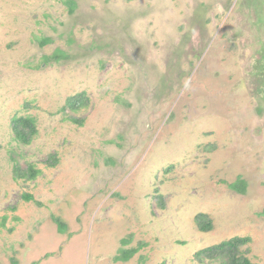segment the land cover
<instances>
[{"label":"rangeland","instance_id":"374dc122","mask_svg":"<svg viewBox=\"0 0 264 264\" xmlns=\"http://www.w3.org/2000/svg\"><path fill=\"white\" fill-rule=\"evenodd\" d=\"M234 237L264 264V0H0V264H224Z\"/></svg>","mask_w":264,"mask_h":264},{"label":"trees","instance_id":"16d2710c","mask_svg":"<svg viewBox=\"0 0 264 264\" xmlns=\"http://www.w3.org/2000/svg\"><path fill=\"white\" fill-rule=\"evenodd\" d=\"M70 4H72V1H68ZM43 46V45H42ZM60 54V51H56L52 56L55 58H58ZM62 57V56H61ZM60 57V58H61ZM64 58V56L62 57ZM261 70V69H260ZM83 96L78 95L76 98L69 99V103L72 104L75 108L80 107L81 103L83 102ZM76 108V109H78ZM11 129H12V134L13 138L16 142L22 145H27L30 143L31 139L33 136L36 134V125H35V119L33 117H15L11 121ZM51 159L54 161L53 156ZM52 163H49V165H53ZM14 173H15V178L17 179H24V180H29V179H34L37 174H39V171L37 172L33 168L27 169V170H19L18 168H14ZM231 189L234 191L244 194L245 193V182L241 179H238L234 184H231L229 186ZM25 200H30L32 199V196H23ZM207 217L203 214H200L197 216L196 220L198 224H200V229L202 231H209L211 229V225L209 221H205ZM58 226H59V232L62 233L64 227V224L58 220L57 221ZM249 242V238L247 237H234L229 240H226L222 243H220L217 246H214L213 249H209L207 252L208 254H215L216 252H222V253H228L229 255V261L225 262L224 264H251L250 261L245 258V257H236L235 252L238 250L243 244H246ZM133 253L127 252V251H119V257L122 261H128L129 258Z\"/></svg>","mask_w":264,"mask_h":264}]
</instances>
